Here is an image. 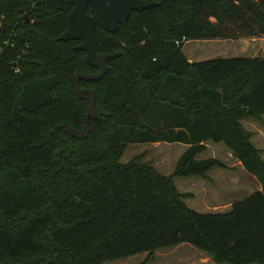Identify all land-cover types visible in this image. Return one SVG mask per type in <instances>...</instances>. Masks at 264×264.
<instances>
[{"label": "trees", "instance_id": "16d2710c", "mask_svg": "<svg viewBox=\"0 0 264 264\" xmlns=\"http://www.w3.org/2000/svg\"><path fill=\"white\" fill-rule=\"evenodd\" d=\"M114 34L96 23L106 62L91 90L97 120L85 128L89 96L68 82L93 75L78 41L62 42L66 0H1L0 264H105L188 245L214 264H264V160L243 120L264 127V58L190 63L191 40L264 37V0H141ZM23 16L28 19L25 24ZM31 22V23H30ZM7 41L8 45L3 42ZM222 144L260 186L227 213L189 209L173 180H208L232 170L197 160ZM182 144L170 176L141 157L120 163L133 144Z\"/></svg>", "mask_w": 264, "mask_h": 264}, {"label": "rangeland", "instance_id": "374dc122", "mask_svg": "<svg viewBox=\"0 0 264 264\" xmlns=\"http://www.w3.org/2000/svg\"><path fill=\"white\" fill-rule=\"evenodd\" d=\"M257 39L258 40L256 41H252V38L208 41L191 40L183 45L182 53L187 58H190V60L193 58V61H190V63H196V58L202 60L200 62L213 59L251 58L255 56L264 58V37ZM242 126L247 131L249 129L251 130L253 126L264 131V127L253 120H245V122H242ZM255 144V148L264 151V144H261V138H259ZM183 152L184 147L180 144H133L126 147L120 158V163L125 164L134 158L141 157L142 162L150 163L159 174L170 176L173 172L175 163ZM228 154V150H226L225 146L222 144H208V149L203 154L199 155L197 160L214 158L220 160L226 167L230 168L237 162L233 158H229ZM262 159L264 160V155H262ZM223 171L226 170L215 169L210 171L208 173V180L189 178V181L195 180L200 188L191 187V185L189 186L188 184L183 185V182L187 179L182 178L174 179L173 183L180 194L190 195L189 198L184 200L185 205L189 209L199 214H224L229 211L228 205L230 203L241 202L244 198L256 191V189L254 190V187H257L258 183L255 179L254 181L249 174H245L244 170V172L237 171L233 176L239 181L241 188L234 190V192L229 194H224V189H222L221 186L224 185L223 176L226 174H223ZM232 171H235V169ZM226 206L228 208H225ZM145 259V254H138L126 259L116 260L105 264H143ZM145 264L214 263L204 253L199 252L188 245H180L172 249L155 252L152 259Z\"/></svg>", "mask_w": 264, "mask_h": 264}, {"label": "water", "instance_id": "95a60500", "mask_svg": "<svg viewBox=\"0 0 264 264\" xmlns=\"http://www.w3.org/2000/svg\"><path fill=\"white\" fill-rule=\"evenodd\" d=\"M66 3L71 7V11L66 18V30L59 40L62 42H80L74 50L83 52L86 64L97 70L93 75L76 74L68 78L73 93L79 100H86V94L89 96L88 111L84 118L85 128L88 129L89 120H97L94 111V95L91 90L80 89L78 82L99 81L108 70L106 62L121 55L120 52L97 53L94 41L95 24L97 23L104 32L114 34L120 25H124L127 22L131 12L148 10L157 6V3L141 0H66ZM88 5L96 12V23L92 17L86 14ZM23 19L26 24L28 19L25 16H23Z\"/></svg>", "mask_w": 264, "mask_h": 264}, {"label": "crops", "instance_id": "0c3cea01", "mask_svg": "<svg viewBox=\"0 0 264 264\" xmlns=\"http://www.w3.org/2000/svg\"><path fill=\"white\" fill-rule=\"evenodd\" d=\"M256 40H258L257 38H252V41H256ZM259 51V50H258ZM185 56V55H184ZM256 57V56H255ZM185 58L188 60V62H190V61H193V58H191V60H190V58H187L186 56H185ZM252 58H254V57H252ZM197 60H195L196 61V63L197 62H200V61H202V60H200L199 58H196ZM195 63V62H194ZM242 122H245V120H243ZM242 122H241V125H242ZM250 130V129H249ZM248 130V131H249ZM249 132H251V133H253V137H252V139H251V143L254 145V147L256 146V144L255 143H257V140L259 139V138H261V144H264V131H261V130H259L257 127H252V129L249 131ZM208 144H213V143H211V142H206L205 143V146H206V150L208 149ZM180 145H182V144H180ZM213 145H219V144H213ZM183 147H184V151L187 149V146H185V145H183ZM225 149L226 150H228L226 147H225ZM256 149H258V148H256ZM228 152H229V154H228V157L229 158H233L232 156H231V154H230V151L228 150ZM201 155V154H200ZM199 156V155H198ZM197 156V157H198ZM197 157H196V159H197ZM234 159V158H233ZM201 160H203V159H201ZM235 160V159H234ZM220 161V160H219ZM237 163L236 164H234L233 166H231L230 167V169H235V171H232V170H230V171H223V174H226V175H224L223 176V183H224V185L223 186H221V188L222 189H224V194H229V193H231V192H234V190H238V189H240L241 188V185L239 184V181L235 178V176H233V175H235V172H237V171H242V172H244L243 171V169H242V166L240 165V163L237 161V160H235ZM245 174H247L246 172H245ZM208 176V175H207ZM253 180H254V178L253 177H251ZM203 181V180H202ZM255 181V180H254ZM185 184H188L189 186L191 185V187H199V185H198V183L195 181V180H190L189 181V179H187L186 181H184L183 182V185H185ZM201 187H203V186H201ZM200 188V187H199ZM202 189V188H201ZM256 189V191H254L253 193H255V192H259L260 191V186H259V184L257 185V187H254V190ZM239 192V191H238ZM252 193V194H253ZM251 195V194H250ZM234 202H232V203H230L229 205H228V207H229V209H230V206L233 204ZM227 206L225 207V208H228Z\"/></svg>", "mask_w": 264, "mask_h": 264}, {"label": "built area", "instance_id": "2783aa9c", "mask_svg": "<svg viewBox=\"0 0 264 264\" xmlns=\"http://www.w3.org/2000/svg\"><path fill=\"white\" fill-rule=\"evenodd\" d=\"M1 1V0H0ZM3 19H4V17L3 16H0V26H1V24H2V22H3ZM31 23V22H30ZM5 45H8V42L7 41H5V42H3Z\"/></svg>", "mask_w": 264, "mask_h": 264}]
</instances>
